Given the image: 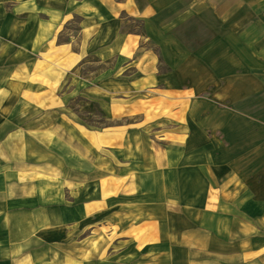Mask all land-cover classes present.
Wrapping results in <instances>:
<instances>
[{
  "label": "crops",
  "instance_id": "1",
  "mask_svg": "<svg viewBox=\"0 0 264 264\" xmlns=\"http://www.w3.org/2000/svg\"><path fill=\"white\" fill-rule=\"evenodd\" d=\"M5 1L0 264H264V46L256 50L264 37L248 34L241 50L234 20L238 42L225 48L223 12L232 5L240 13L236 0H71L66 15L60 10L49 19L40 16L48 0H27L25 20ZM241 1L251 10L252 0ZM178 7L199 26L209 10L222 12L213 43L202 40L203 49L187 50L184 63L162 74L188 75L195 67L206 75L201 119L217 126L213 135L181 114L198 88L186 97L175 90L178 79H165L169 91L160 89L161 59L170 49L181 59L180 40L162 13ZM74 17L81 18L78 34L58 42ZM124 18L141 21V32L124 30ZM230 52L228 61L244 67L233 83L225 77ZM93 63L97 75L87 68ZM149 86L150 98L128 104ZM77 98L98 104L107 124L82 121L71 108ZM224 101L240 103L247 116L239 110L218 119ZM127 113L144 116L124 123ZM158 130L176 142L161 148L149 136Z\"/></svg>",
  "mask_w": 264,
  "mask_h": 264
},
{
  "label": "rangeland",
  "instance_id": "2",
  "mask_svg": "<svg viewBox=\"0 0 264 264\" xmlns=\"http://www.w3.org/2000/svg\"><path fill=\"white\" fill-rule=\"evenodd\" d=\"M27 0H7L4 2L6 10L8 12H15L16 15V19L18 20H25L26 16H28V14L25 12V2ZM71 1V0H48V12L41 14L40 16L43 17L44 19H49L51 18V16L56 15L57 12H59L60 10H64V15L67 14V10H68V5L67 2ZM81 0H76L75 2H79ZM236 2L238 3V6L240 7L238 11H241L240 13H235V11L231 8L232 5L230 6H226L225 5V11L223 12V20H224V32L222 35L224 37V46L225 48H229L230 46H233L234 44H237L238 40H236V35L234 37L233 31L230 30V28H232V21L237 20L236 24L240 25L239 29L241 30V40L239 41L240 43V47L241 50H244L245 48V44L247 43V38H248V34L252 33V35L254 33H256V37L257 39H260L262 37H264V0H252L250 2L251 4V10H249L248 8H244L245 2H242L241 0H236ZM249 3V2H248ZM247 3V4H248ZM246 4V5H247ZM29 8V13L31 12V8L28 5L27 6ZM34 7V6H33ZM172 8V7H170ZM66 10V11H65ZM172 10V9H171ZM46 14V16H45ZM162 18H165V21L168 20L169 22H171V26L172 27H168V33L171 31V34H174L177 36L178 40H180V43H178L177 45V50H178V56L181 57V59H176V55L174 56V53L172 52V49L168 50V53L166 54V58L163 61V59H161V63L159 64V73L162 75L164 71L167 70V67L169 64H179V63H184L185 59L184 54H186L188 51H193L194 50H201V48L203 49V45H206L204 43H201L202 40H204L205 43H213V41L216 39L217 32H218V28H217V22H218V17L220 19V16L222 14V12H215V11H208L207 13V17L206 20L207 22H204L202 26H199L195 21V19H191L189 17H186L183 13L180 12V7H178L176 9V11H168V12H164L162 13ZM185 16L182 17L181 16ZM75 18V22L74 19L72 21H70L68 24L66 23L64 26V29L62 30V32L57 36L58 42H63L65 41V35L64 33H70V34H74L77 35L78 34V29H79V23L77 22V20L80 22L79 17H74ZM205 20V21H206ZM174 22L175 24H178V26H174ZM250 22V24H249ZM124 23L126 24L124 30H128V26H130L132 28L133 32H141V27H142V22L141 21H136L135 19L132 18H124ZM205 26V27H204ZM52 23L51 20L49 21V32H50V37L53 35L52 34ZM37 34H39V28L36 30ZM220 33V32H219ZM244 42V43H243ZM215 47V44H212ZM230 45V46H228ZM156 45L154 43H149V42H145L144 47L151 49V50H155ZM264 46L263 43L258 42L257 43V47L256 50L259 51L262 47ZM188 50V51H187ZM231 50V47H230ZM205 52V49H204ZM181 54V55H180ZM232 55V53H228L225 55V61H224V66L227 68L225 69V72L227 75H225V77L228 79L229 76V80H231L230 82L233 83L235 82L234 77H238L239 74L243 71L244 67L243 65L238 61H228V56ZM188 63H190L191 65H196V63L200 64L199 62H197V60L195 59H190L188 60ZM202 64V62H201ZM98 64L97 63H93L91 65H88L87 68L90 70L94 71L96 70V73L94 75H97V73H99L100 71L97 70L98 68ZM195 70H189V74L185 75L184 71H180L176 76L172 75V73H167L166 75H162L164 77L161 78L162 83L160 84V89L165 90L166 92L169 91V88L166 87V82L165 79L167 81H173L174 79H178V83H177V88H175V90L177 92H180L181 94L186 96V93H188L189 91H191L192 88H198V90L194 91L195 93V97H192L193 99H196V102L193 103L192 105H190L188 108H186L185 110L182 111L181 114L183 113H187L193 116L194 120H197L196 122L197 125L201 124L200 130H202V132H207L209 131L211 135L214 134V132L216 131V127L217 126H213V125H206L203 126V120L201 119L202 116H204L203 111L204 108H202V99L204 97L207 96V92L205 91V87H203L205 84L204 79H206V75H201L200 74V70H198V68L196 69L194 67ZM130 70H126L124 72V76H129L132 75V72L129 73ZM228 71L230 72L228 74ZM161 77V76H160ZM204 78L202 81L200 82L201 79ZM129 81V79L131 80V78H127ZM261 80L264 82V77H261ZM164 82V83H163ZM203 87V88H202ZM155 88V86L152 88V86H149V90L146 93H141L140 98L137 97L136 99L133 97H131L133 100L129 101L128 104H132L133 102H135V100H141V98H143L144 100L148 99L151 97V95L153 94L152 90ZM260 96V99L264 101V92L258 94ZM187 97V96H186ZM190 98V97H188ZM130 100V98L128 99ZM218 102H216L217 104ZM127 104V103H126ZM127 104V105H128ZM215 104V105H216ZM264 104V103H262ZM218 110H217V114L216 116L212 113L211 115L214 117H217L218 119H225L227 120V118L230 116V118L233 116L234 113H237L239 110H241V115L243 116H247V111L245 108L239 107L241 106L240 103H236L233 104L230 101H224V102H220L218 104ZM202 110V111H200ZM262 110L264 111V107H262ZM200 111V112H199ZM127 116H124V123L126 122H133V120H136V118H143L144 114L138 113L135 116H130L129 113H127ZM126 115V114H125ZM264 115V113H263ZM96 121L99 119V116L97 118H95ZM106 120V119H105ZM121 120V119H119ZM123 122V121H121ZM107 124L106 121L104 123V125ZM98 127H102L104 126L103 124H95ZM203 126V127H202ZM193 128H195V124H192ZM220 127V126H219ZM190 130H192L190 128ZM177 131V129H176ZM163 130H158L155 133H150L149 136L152 139V141L156 144H159V146L163 149H166L170 146V142L175 143L177 139V137H174L173 135L169 134V135H164ZM170 131H168L167 133H169ZM119 243V242H118Z\"/></svg>",
  "mask_w": 264,
  "mask_h": 264
},
{
  "label": "trees",
  "instance_id": "3",
  "mask_svg": "<svg viewBox=\"0 0 264 264\" xmlns=\"http://www.w3.org/2000/svg\"><path fill=\"white\" fill-rule=\"evenodd\" d=\"M94 61L97 62L96 59H94ZM71 108L74 110V112L78 113L81 120L86 124L99 128L95 124L99 123L100 125H104L105 123L104 113L99 108L98 104L94 102L87 101L83 98H77ZM98 116L99 119L96 121L95 118Z\"/></svg>",
  "mask_w": 264,
  "mask_h": 264
}]
</instances>
